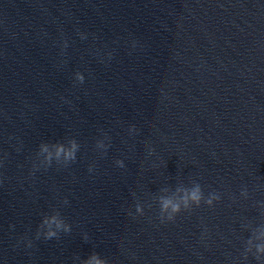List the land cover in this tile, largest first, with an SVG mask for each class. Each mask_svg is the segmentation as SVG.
I'll use <instances>...</instances> for the list:
<instances>
[{"label":"clouds","instance_id":"9594fccd","mask_svg":"<svg viewBox=\"0 0 264 264\" xmlns=\"http://www.w3.org/2000/svg\"><path fill=\"white\" fill-rule=\"evenodd\" d=\"M76 149H77V145L74 142L71 144V147L67 150L61 145V146L57 147L56 156L59 158L62 155L65 160L75 161ZM121 166H123V165L121 164ZM90 171H91V169H90ZM202 198H203V194L201 192V189L199 186H197L195 189H193L191 192L187 193L183 197L185 208L189 207V200L191 202L195 203L197 206H199V203H200ZM213 199H218V197H213ZM212 202H213L212 199H209L206 201V203L208 205H211ZM169 206H171V212L173 213V215H170L168 217V219H169V221H172L175 219V214H177L181 211V207H180V204L173 203L171 200L166 199L162 202L161 211L162 212L167 211ZM137 211L139 212V211H141V209L138 207ZM53 222L56 224V227L58 229L63 228V230L65 232L70 231V228H68L66 225H64L62 221L56 220L55 217H53ZM56 236H57V232L48 231L44 238L47 240V239L55 238ZM29 245H30V242H29ZM256 249L258 252L264 253V244H257ZM83 264H107V262H106V260L100 258L99 254L94 253V254L90 255L86 260H84Z\"/></svg>","mask_w":264,"mask_h":264}]
</instances>
